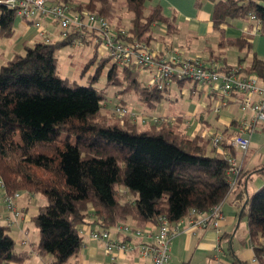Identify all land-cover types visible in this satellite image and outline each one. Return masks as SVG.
I'll return each instance as SVG.
<instances>
[{"label": "trees", "instance_id": "16d2710c", "mask_svg": "<svg viewBox=\"0 0 264 264\" xmlns=\"http://www.w3.org/2000/svg\"><path fill=\"white\" fill-rule=\"evenodd\" d=\"M61 1L110 20L116 16L113 0ZM149 1L123 0L130 37L146 43L153 25L165 24L168 33L175 30L173 19L158 4L147 7ZM209 1L219 47L250 48L249 35L226 37L223 29L236 19L249 20L250 13L260 20L264 34V0ZM14 20L13 10L0 6V38L13 34ZM74 36L40 38L0 64V186L7 195L24 192L43 201L30 218L38 231L31 250H17L9 226L0 223V264L20 263L30 251L49 256V264H67L79 253L83 244L79 229L90 218L103 229L129 220L141 227L158 214L175 222L191 208L207 211L229 191L227 159L214 152L211 137L188 135L181 115L173 123H142L129 115L102 112L104 95L91 80L107 57H99L86 85L60 76L56 50ZM96 56L93 50L84 69ZM246 70L264 83V59L253 56ZM139 72L111 64L106 78L134 92L145 108L155 109L167 87L145 84ZM242 205L249 240L264 263V185Z\"/></svg>", "mask_w": 264, "mask_h": 264}, {"label": "crops", "instance_id": "0c3cea01", "mask_svg": "<svg viewBox=\"0 0 264 264\" xmlns=\"http://www.w3.org/2000/svg\"><path fill=\"white\" fill-rule=\"evenodd\" d=\"M157 1H163L164 14L173 19L175 30L168 33L165 24L153 25L152 38L147 42L151 48L159 51L176 48L184 57H199L205 62L216 60L224 66H241L245 70L253 56L264 59V34L253 31V27L250 28L249 20L236 19L231 25L223 27L226 37L249 35L251 37L249 49L240 51L235 46L219 47V34L213 29L211 22L213 10L211 1L200 0L199 5H196L197 0ZM44 27L50 41L60 39L59 29L55 23L45 20ZM38 39L40 37L35 27L27 21L15 19L13 34L8 38H0V64L15 53H23L25 44H32ZM85 44L90 46H85ZM86 47H90V52L95 50L99 56L104 57L101 54L103 49L96 43L95 34L92 32L86 33V41L82 45L83 50L79 55H85ZM90 52L86 55H89ZM73 70L70 67L67 76H65H72ZM139 74L141 79V75L144 74ZM142 81L149 85V80ZM186 82L188 81L181 85H178L177 81L172 82L155 109L145 108L139 102L132 107L147 115L167 118L169 123H173L175 117L181 115L184 118L188 135L211 137V146L214 147V152L221 156L224 153L232 156L237 161L240 172L236 186L227 193L222 203L224 219L220 227L218 229L191 227L185 220V215L183 220L177 224V233L170 241L167 264H264L256 258L253 245L249 240L247 218L242 214V204L246 198L264 185V150H262L264 147V125L256 126L251 132L242 131L249 138L251 146L249 145L245 152L235 149L231 144V138L240 132L239 122L242 119H249L251 116L249 111L240 110L238 103L240 94L234 93L233 99H228L226 105H220L219 94L215 91L193 82L189 86H185ZM231 104H236L240 112L228 108V105ZM104 105L108 109L111 108L110 102L109 105L107 103ZM217 106L218 110L215 111L214 108ZM171 118H173L172 122L169 121ZM217 133L221 134L222 141L221 145L214 146L212 137ZM2 193L3 189L0 186V223L12 228L11 236L16 242L17 250L29 251L33 242L31 243L25 237L21 238L19 233L27 234L25 223L28 220L31 221L32 215L27 216L26 213L28 207L37 205L39 198L22 192L19 205L22 207L23 218L8 224L10 213L4 207ZM92 221L93 219L90 218L87 222L88 225L98 227ZM127 223L132 224L130 220ZM145 225L153 226V222L143 226ZM109 230L117 239L132 238L117 232L115 227ZM82 236L83 244L79 253L72 257L67 264H107L109 255L104 250L103 242L91 239L87 233ZM133 239L131 240L139 241L136 238ZM28 243H30L29 249L24 248L23 246ZM30 252V256L35 254ZM41 259L43 263L39 261V257H35L33 264H49V256H43ZM8 264L24 263L10 262ZM114 264H150V257L140 255L135 249L128 252L116 251Z\"/></svg>", "mask_w": 264, "mask_h": 264}, {"label": "built area", "instance_id": "2783aa9c", "mask_svg": "<svg viewBox=\"0 0 264 264\" xmlns=\"http://www.w3.org/2000/svg\"><path fill=\"white\" fill-rule=\"evenodd\" d=\"M0 6L13 10L15 19L29 22L45 41H50L44 27L45 20L58 26L60 39H66L74 33L71 45H84L86 33H94L96 43L103 49L101 54L112 64L147 71L150 74L149 84L158 89H164L178 80L192 81L219 94L220 105H226L228 99H233L234 93H239L240 110L251 113L249 119L239 122L240 132L231 138L232 146L239 151L245 152L249 147V138L242 131L251 132L256 126L264 125V83L258 75L241 66L227 67L216 60L205 62L199 57H184L176 48L155 50L148 43L131 38L126 27L113 24L98 13L75 10L71 4L61 0H0ZM248 17L249 22L253 23V31L260 32V20L253 13ZM110 104L113 114L117 117L129 115L142 123L168 121L163 117L144 114L133 107L128 108L118 101H111ZM218 106L214 108L215 111ZM169 121L172 122L173 118ZM221 141L220 133L212 137L214 146L221 145ZM223 157L229 163L230 192L237 184L240 170L232 156L224 153ZM21 196L22 192H15L13 195L2 193V202L10 213L8 224L23 218L22 207L19 205ZM223 201L224 199L204 212L191 208L186 216L184 215L185 220L191 227L218 229L224 219ZM184 216L171 222L166 215L158 214L153 226L140 227L128 223L115 226L117 232L130 236L131 239L136 238L139 240L137 242L133 241L134 239H117L111 230L99 226L91 227L88 223L83 224L79 232L82 235L87 233L91 239L103 242L104 250L109 255L107 264H114L116 251L128 252L133 249L142 256L150 257V264H167L170 241L176 235L177 224Z\"/></svg>", "mask_w": 264, "mask_h": 264}, {"label": "rangeland", "instance_id": "374dc122", "mask_svg": "<svg viewBox=\"0 0 264 264\" xmlns=\"http://www.w3.org/2000/svg\"><path fill=\"white\" fill-rule=\"evenodd\" d=\"M81 2H86V0H79ZM158 4L161 8L162 13L164 14L163 10V1H157V0H150L147 4V7H150L151 5ZM112 5L116 9V16L112 18L111 20L108 19L113 24H120L122 26L127 27L129 22V13L126 11V8L124 6L123 0H113ZM165 15V14H164ZM85 46H90L88 44H85ZM83 50L82 46H76V45H65L62 47L57 48L56 55L58 59V74L60 76H65L68 72V69L72 67L73 70V77L69 76L68 78L74 79L78 84L80 85H86L89 83V80H91L92 75L94 74L96 70L97 63L99 61V55L97 54L95 61L90 63L86 69H84L85 64L87 63V60L91 58L92 52H90V47H86L84 49L85 55H79V53ZM87 52V53H86ZM90 52L89 55H86ZM79 55V56H78ZM112 62L110 60L104 62L103 67L101 68L100 72L98 73L97 78L92 81V84L96 87L98 92H101L104 95L103 100V106H102V112L107 114L108 116H115L112 112V108L108 109L105 107L104 103H107L109 105V102L111 101H118L120 103H123L124 106L130 108L134 105L138 104L137 95L134 92H127L122 90L121 85L112 84L107 82L106 73L109 67L111 66ZM84 71V72H82ZM141 79L147 82L149 80V73L147 71H141ZM140 75V74H139ZM67 76V75H66ZM192 84V81H188L185 83V86H189ZM174 85V84H173ZM172 85V86H173ZM109 107V106H108ZM228 108H232L235 111H239L238 106L236 104L228 105ZM240 112V111H239ZM238 112V113H239ZM264 137V136H263ZM250 145V142H249ZM251 146V145H250ZM262 150H264V147H262ZM118 189L121 188V186L117 187ZM127 198H130L128 195ZM38 199V197H37ZM40 199V198H39ZM40 203H43V201L37 200L36 206L28 207L26 215H33L37 212L38 206ZM25 228L28 230L27 234L24 235L22 233H19V236L21 238H27L30 240V242L35 243L38 238V231L37 228L34 226L33 222L28 220V222L25 223ZM10 234H13L12 228H9L8 231ZM29 244L23 246L26 249H29ZM18 246V245H17ZM20 247V246H19ZM35 257H39V261L43 263L42 257L40 255L33 254L32 256L26 258L22 261L24 264H33Z\"/></svg>", "mask_w": 264, "mask_h": 264}]
</instances>
